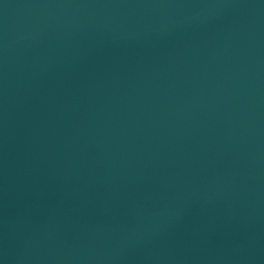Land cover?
I'll return each mask as SVG.
<instances>
[{"label": "water", "instance_id": "1", "mask_svg": "<svg viewBox=\"0 0 264 264\" xmlns=\"http://www.w3.org/2000/svg\"><path fill=\"white\" fill-rule=\"evenodd\" d=\"M0 264H264V0H0Z\"/></svg>", "mask_w": 264, "mask_h": 264}]
</instances>
